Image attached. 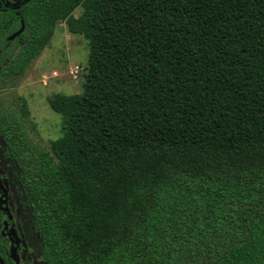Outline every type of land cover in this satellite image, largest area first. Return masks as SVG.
Returning <instances> with one entry per match:
<instances>
[{
    "label": "trees",
    "instance_id": "trees-1",
    "mask_svg": "<svg viewBox=\"0 0 264 264\" xmlns=\"http://www.w3.org/2000/svg\"><path fill=\"white\" fill-rule=\"evenodd\" d=\"M9 9L0 28L25 27L0 48L1 81L60 21L90 46L82 91L48 96L63 134L21 148L53 263L264 264V0Z\"/></svg>",
    "mask_w": 264,
    "mask_h": 264
},
{
    "label": "rangeland",
    "instance_id": "rangeland-1",
    "mask_svg": "<svg viewBox=\"0 0 264 264\" xmlns=\"http://www.w3.org/2000/svg\"><path fill=\"white\" fill-rule=\"evenodd\" d=\"M81 11L79 6L74 14ZM89 54L88 39L69 31L66 22L60 21L49 43L25 71L0 83L2 112L23 122L33 148L49 149L50 140L63 134L62 115L51 108L48 96L82 91Z\"/></svg>",
    "mask_w": 264,
    "mask_h": 264
},
{
    "label": "flooded vegetation",
    "instance_id": "flooded-vegetation-1",
    "mask_svg": "<svg viewBox=\"0 0 264 264\" xmlns=\"http://www.w3.org/2000/svg\"><path fill=\"white\" fill-rule=\"evenodd\" d=\"M19 1L0 0V6L4 4L9 7L10 13ZM23 24L21 21L19 27L10 33H6L9 28H3L4 25L0 28V48L10 47L6 39L18 37L23 30L16 33ZM6 55L7 58L0 60L3 65L12 58L11 53ZM3 81L0 80V83ZM12 115L3 113L0 106V264H54L53 253L45 249L35 204L28 192V169L23 161L25 152L21 149L25 142L30 145L26 128L22 121L14 120ZM16 128L22 129L23 137H14Z\"/></svg>",
    "mask_w": 264,
    "mask_h": 264
},
{
    "label": "water",
    "instance_id": "water-1",
    "mask_svg": "<svg viewBox=\"0 0 264 264\" xmlns=\"http://www.w3.org/2000/svg\"><path fill=\"white\" fill-rule=\"evenodd\" d=\"M23 28H24V24L22 25L21 29L16 34H19L23 30ZM15 35H13L12 37H14Z\"/></svg>",
    "mask_w": 264,
    "mask_h": 264
}]
</instances>
